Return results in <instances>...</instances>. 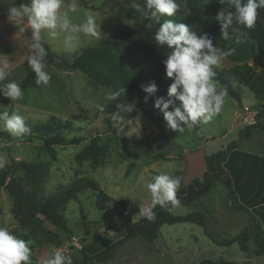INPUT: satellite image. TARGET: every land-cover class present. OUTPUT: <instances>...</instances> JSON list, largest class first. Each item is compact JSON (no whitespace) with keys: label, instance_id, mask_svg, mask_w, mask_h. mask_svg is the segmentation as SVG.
Wrapping results in <instances>:
<instances>
[{"label":"rangeland","instance_id":"obj_1","mask_svg":"<svg viewBox=\"0 0 264 264\" xmlns=\"http://www.w3.org/2000/svg\"><path fill=\"white\" fill-rule=\"evenodd\" d=\"M11 1L15 7L29 4V0ZM214 1L206 0L203 4ZM72 2L73 0H64L60 11L68 12L73 23H81L87 14L94 16L99 38L89 39L82 36L77 50L69 52L63 46V34L53 37L48 30H43L41 35L48 52L45 70L51 76L49 84L39 85L37 89L29 87L17 101L0 95V112L7 111L9 114L23 116L30 129L47 122L52 116L72 121L76 126V134L83 141L79 145L57 146L56 161L51 159L43 149V142L38 139L7 144L0 139V154L7 158L5 168L12 164L11 158L44 166L46 175L40 184L29 182L22 172L18 174L22 183L40 203L53 196L64 195L71 188L92 182L107 195L118 200H128L140 210V205H151V194L146 183L154 176H179L182 178L181 189L191 180L202 177L206 170V157L239 140V132L251 120L249 114L260 104L256 105L258 100L246 85L247 80L239 78L235 71L236 68H245V76H264V55L256 48L255 55H246L240 61L222 59L217 67L232 88L240 94L241 103L215 82L217 90L226 93L225 100L217 115L207 123H199L200 134H196L186 125L183 132L171 130L167 128L164 118L152 121L138 110L135 118L131 120L115 116L117 137L112 152L96 160L79 162L77 155L93 140L98 141L99 136L107 134L106 118L110 115L104 114V108L116 99L107 101L105 97L115 93L81 71H67L62 68V64L73 63L75 57L84 50L108 44L118 26H131L145 18L133 6L140 4L144 7V0H77L75 11L70 7ZM176 2L178 10L175 15L163 18L191 27L198 24L201 17L188 8L186 1ZM16 23L17 25L10 20L0 23V63H7L10 73L5 83L11 80L20 83L31 71L27 62L31 54V29L26 17L18 19ZM20 28L24 30L20 31ZM237 37L241 38L240 32L235 34L230 44ZM253 57L257 58V62ZM106 68L115 76L110 65ZM98 105H103V110ZM245 107L249 111L243 114L242 109L246 110ZM253 134L254 138L264 137V130L256 129ZM15 208L14 199L7 191L1 190L0 226L7 227L9 231L18 230L31 242L30 248L34 250L36 264H44L55 249L71 256L74 264L83 259L86 246L105 237L118 240L145 217L139 213L129 220L115 218L112 209L97 208L95 192L92 189L79 195L78 200H72L67 206L65 218L71 232L62 231L41 214L23 228L16 221ZM194 212L205 215L208 231L218 239L236 236L249 223L245 213L232 210L227 190L221 184H217L199 203L191 206L179 204L172 210V214L176 216ZM106 216L114 218V231H108L105 227ZM255 248L253 242L250 243L249 252L241 251L238 243L229 247L216 245L199 225L166 224L161 227L159 238L154 243L149 244L138 237L121 246L111 261L93 264H200L203 260L218 262L222 259L230 264H264V256L253 253Z\"/></svg>","mask_w":264,"mask_h":264},{"label":"trees","instance_id":"obj_2","mask_svg":"<svg viewBox=\"0 0 264 264\" xmlns=\"http://www.w3.org/2000/svg\"><path fill=\"white\" fill-rule=\"evenodd\" d=\"M185 1L188 8L201 17L198 24L190 26L191 30L198 35L207 34L212 38L214 46L231 51V54L225 58L240 61L246 55H255L256 48L264 55V8L257 9L256 21L251 29L234 24L233 29L229 30V38L224 39L216 16L223 9L234 11L228 0H224L223 4L220 0L205 4L203 3L206 0ZM13 6L11 0H0V23L9 20L8 10ZM164 20L162 17L161 23ZM148 23L150 21L145 18L144 21L135 22L131 26H118L108 44H101L96 49L84 50L75 57L73 63L68 64L65 62L62 64V68L67 71H81L99 85L108 87L115 94H119L114 103L104 108V114L110 115L106 118L107 134L99 136L98 141L93 140L91 144L86 146L76 157L79 162L88 159L96 160L98 157H103L113 151V143L117 137L114 127L115 116L131 120L135 118L139 110L149 120L154 121L157 118L158 120L161 117L163 118V114L154 107L155 97H148L146 100L147 94L142 90V86L155 81L158 86L156 96H167V90L172 83V79L165 74L163 60L167 58L170 49L156 44L154 34L159 25L152 22L153 26L149 29L147 27ZM235 32H240L241 38H235L236 40L230 44L235 37ZM241 49H243L242 52H240ZM253 59L257 62L256 57H253ZM109 65L112 67L115 76L107 71L106 67ZM213 71L215 72L214 81L218 82L229 96L241 103L240 94L232 88L226 76L221 73L217 66H214ZM258 83L264 85V78L256 76L248 84L255 93H257ZM19 85L22 91H26L29 87L39 88V85L35 83V73L32 70ZM117 104L124 105L127 110L118 109ZM169 110L171 111L172 108L170 107ZM256 111L255 122L246 125L239 132V140L230 143L224 150L206 157V170L202 177L191 180L188 185L177 191L179 204L191 206L199 203L217 184L223 185L227 190L232 210L247 214L250 222L247 228L232 238L218 239L208 231L205 215L202 212L176 216L172 214L174 208L170 204L165 207L156 205L153 209V219L149 220L143 217L118 240H110L105 237L91 243L86 246L83 259L74 264L107 263L114 259L117 250L127 242L140 237L145 242L152 244L159 238L163 225L179 223L202 226L205 234L216 245L222 247H229L234 243H238L241 251L249 252L250 242L253 241L256 246L253 253L256 256H264V230L262 224L246 206L240 203L233 187V180L223 166L230 153L236 150L243 140L252 136L251 131L253 129L264 130V124L261 123V119L264 117V104L258 105ZM192 130L196 134H200L199 123ZM76 133V126L72 121L52 116L47 122L31 128L30 134L20 138L12 136L7 131L0 130V139L6 144L10 142H31L34 139L41 140L43 149L52 160L56 161L57 146L79 145L83 141ZM10 160L12 164L0 172V191H7L14 199L16 204L15 218L19 226L23 228L31 224L38 214H41L47 221L62 231L71 232L65 218L67 206L72 200H78L79 195L85 193L88 189L95 192L97 208L100 210L112 209L115 218L119 220H129L140 213V210L132 202L114 199L92 182L71 188L64 195H56L47 199L44 203H40L37 197L22 183L18 174L22 172L29 182L40 184L46 175L44 166L16 161L12 158ZM104 224L108 231L116 229V222L112 217L106 216ZM10 232L18 238L26 240L18 230ZM33 253L34 250L31 249V264H36ZM200 264L230 263L222 259L218 262L203 260Z\"/></svg>","mask_w":264,"mask_h":264},{"label":"clouds","instance_id":"obj_3","mask_svg":"<svg viewBox=\"0 0 264 264\" xmlns=\"http://www.w3.org/2000/svg\"><path fill=\"white\" fill-rule=\"evenodd\" d=\"M223 4L224 0H220ZM234 11L221 10L216 20L221 26L224 39H228L233 25H240L251 29L256 21L257 9L264 8V0H228ZM64 0H29V4L20 7H11L8 18L14 22L27 18L31 29V54L27 60L29 68L35 73L37 85H48L51 76L45 69L47 67L48 52L44 47L42 31L48 30L50 35L56 37L63 34V46L66 51H76L81 37L99 38L97 23L94 16L87 14L81 23H73L68 12H61ZM150 23L159 25L154 34V40L159 46L170 49L167 58L163 60L165 74L172 79L167 90V96H156L158 86L155 81L142 86L148 97H155L154 107L162 114L167 128L183 132L186 125L189 129L198 123H207L222 108L226 93L218 91L214 81V66H218L223 58L231 54L214 46L212 38L207 34L198 35L185 23H177L172 17L178 10L176 0H144V7L133 5ZM76 10L77 0L70 5ZM23 31V28L19 29ZM9 65L0 63V95L11 101L20 100L23 91L15 80L5 83L10 73ZM119 94H108L105 99L112 101ZM103 110V105H98ZM172 108L170 111L169 108ZM118 109L127 110L124 105L117 104ZM0 130L7 131L14 137H23L31 133L30 127L25 123L23 116L7 111L0 112ZM6 156L0 154V170L6 167ZM182 178L168 174L156 175L146 183L151 194V205H140V213L147 219L154 217L153 209L156 205L165 207L178 206L177 191ZM170 210V209H169ZM30 241L18 238L7 227L0 226V264H31ZM44 264H73L71 256L64 255L61 250L51 252Z\"/></svg>","mask_w":264,"mask_h":264},{"label":"crops","instance_id":"obj_4","mask_svg":"<svg viewBox=\"0 0 264 264\" xmlns=\"http://www.w3.org/2000/svg\"><path fill=\"white\" fill-rule=\"evenodd\" d=\"M242 50L243 49H241L240 52H242ZM236 69L238 70V68ZM243 69L245 68H241L235 72L239 78L247 80L246 85L256 76L264 78L261 74L245 76L246 74ZM251 91L255 95L254 98L258 100L256 105L261 103L264 104V85L258 83V88H256L257 93L253 90ZM242 113L246 114L247 112L244 110ZM256 113V110L251 111L249 114V119L251 120L247 123L248 125L255 122ZM263 121L264 117L261 119L262 124H264ZM254 130L256 129L251 131L252 136L250 138L243 140L240 146L230 153L223 166L233 180V187L240 203L246 206L250 212L259 219L264 230V137L257 138L256 136V138H254ZM249 225L250 222L248 223V226Z\"/></svg>","mask_w":264,"mask_h":264},{"label":"built area","instance_id":"obj_5","mask_svg":"<svg viewBox=\"0 0 264 264\" xmlns=\"http://www.w3.org/2000/svg\"><path fill=\"white\" fill-rule=\"evenodd\" d=\"M246 110L245 111H249V109L248 108H245Z\"/></svg>","mask_w":264,"mask_h":264},{"label":"water","instance_id":"obj_6","mask_svg":"<svg viewBox=\"0 0 264 264\" xmlns=\"http://www.w3.org/2000/svg\"><path fill=\"white\" fill-rule=\"evenodd\" d=\"M80 1H83V0H80ZM242 112H244V110L242 109Z\"/></svg>","mask_w":264,"mask_h":264}]
</instances>
